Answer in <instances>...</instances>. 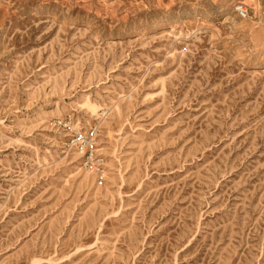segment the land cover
Masks as SVG:
<instances>
[{
    "label": "rangeland",
    "instance_id": "rangeland-1",
    "mask_svg": "<svg viewBox=\"0 0 264 264\" xmlns=\"http://www.w3.org/2000/svg\"><path fill=\"white\" fill-rule=\"evenodd\" d=\"M0 264H264V0H0Z\"/></svg>",
    "mask_w": 264,
    "mask_h": 264
},
{
    "label": "built area",
    "instance_id": "built-area-1",
    "mask_svg": "<svg viewBox=\"0 0 264 264\" xmlns=\"http://www.w3.org/2000/svg\"><path fill=\"white\" fill-rule=\"evenodd\" d=\"M235 11L238 16L242 19L252 20L254 15L248 11V9L241 3H237ZM66 131H71V134L76 137L77 142L82 146V153L84 158V167L90 169L92 172L98 175L100 180L104 179V165L102 161L98 158L97 154V128H91L88 134L85 136L81 135L80 129H74L72 127L71 121L61 120L58 123ZM79 138L81 139L79 141Z\"/></svg>",
    "mask_w": 264,
    "mask_h": 264
}]
</instances>
